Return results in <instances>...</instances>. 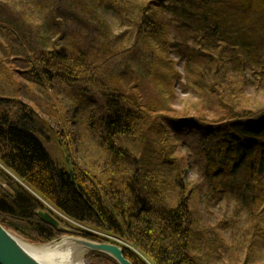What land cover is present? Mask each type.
<instances>
[{"label": "trees", "instance_id": "obj_1", "mask_svg": "<svg viewBox=\"0 0 264 264\" xmlns=\"http://www.w3.org/2000/svg\"><path fill=\"white\" fill-rule=\"evenodd\" d=\"M59 1L19 0L17 14L24 7L43 18L32 26L0 15V72L16 92L19 74L47 96L66 95L74 112L84 109L80 122L89 134L80 144L93 159L73 164L74 182L45 146L49 136L30 108L15 101L12 109L14 100L1 97L0 223L34 242H53L61 234L37 213L66 221L52 204L86 227L77 228L83 237L123 246L133 264H210L195 252L202 247L193 239L192 165L207 199L233 203L248 215L253 237L264 240V107L228 105L225 93L234 95L248 70H264V0ZM58 5L67 17H57ZM116 13L114 21L132 34L114 32L109 16ZM173 54L184 59V82ZM177 83L210 104L209 114L173 115ZM61 110L55 117L66 129ZM182 136L196 143L188 166Z\"/></svg>", "mask_w": 264, "mask_h": 264}, {"label": "rangeland", "instance_id": "obj_2", "mask_svg": "<svg viewBox=\"0 0 264 264\" xmlns=\"http://www.w3.org/2000/svg\"><path fill=\"white\" fill-rule=\"evenodd\" d=\"M55 1L57 3H62V1L59 0ZM138 1L139 0H132V4H135ZM7 4L8 3L0 0V15H2V18L4 19L10 18V21L18 19L20 24L24 22L29 26L36 25L40 23V20L43 19H40L37 13L33 11L31 12L29 9L24 7L21 16L17 14V11L20 7L19 0L16 2V6H13L12 4L8 6ZM56 12H58L57 17H60L61 15L67 17V15H69L68 10L66 7L64 8L63 5H58ZM129 17H131V15H127L128 19ZM110 18L112 21H114L119 19L120 16L118 13H116L113 15V17L109 16V19ZM114 22L116 23V25H113L114 32L118 33L123 30L132 34L131 27H119V22ZM130 34H128V37L126 36L125 39H129ZM177 37L178 36H175V41H177ZM171 58H173L175 62L178 63L177 70L183 74L181 81L184 82V59L178 58L177 54H173ZM13 60L14 59L11 61ZM18 63L19 62L13 61L11 64L14 65L15 68L23 70L21 66L16 67V65H20ZM3 68L10 73L6 67ZM8 78L9 75L5 74L3 71L0 72V98L4 97L14 100L11 101L12 109L17 106L16 102H20L21 104L27 105L30 108L38 120L45 126L46 134H48L49 139L46 140L45 138L44 143L54 159L61 162V164L66 167L68 171L72 169L74 171L73 164L76 161L83 164V161L90 162L93 159V155L86 152L84 150L83 144H80L83 139L82 133L89 134L86 126L81 125L82 122H80L81 119H83L82 113H84V109L82 110L80 108L79 112H74V107H72L71 104L68 105L71 100L70 98L68 99L66 95L62 93L58 94L55 90L54 92L50 90L51 93H55L57 95V98L51 94L47 96L36 85L20 78L19 74L13 76L15 81H20V88L16 92ZM25 85H27V87H24ZM234 85L238 89L236 92L237 94L235 93L233 95L229 89L225 91V93L231 97L227 102L228 105L237 104L243 108L247 107L254 110L264 107V70L259 69L256 70V72L248 70L247 73H245L242 83L240 85ZM45 92L48 93L49 91ZM220 93L223 94L224 90H220ZM173 96L174 97L171 100V107L175 111V113L173 112V115H176L178 118L185 115L191 116L199 114L206 116L209 114L208 111H206V107L210 104L198 99L197 96L193 94L191 86H183L181 83H177V87L173 93ZM93 101H95V99L91 97L89 102L91 103ZM86 105L90 106L89 103H86ZM212 106L213 105H211V107ZM60 107L63 108L61 111L63 112L64 116H66L70 121L69 124H67L66 129H62L59 126L60 119L55 117V114ZM180 139L183 140V143L182 141H178V144L180 145V158L182 159V162L188 166V164H192L191 148L193 145H196L195 139L190 137L188 139V143H184L183 136ZM0 169L4 170L1 164ZM186 173L187 181L189 182L192 189L191 206L193 209V228L195 229L193 238L194 245L196 242H198L197 245L201 244L202 247L195 251L196 255L202 257V261L205 263L210 264H264V240L257 236L253 237V226L248 219V215L243 212L238 213L235 210L234 204L226 201L223 198H221L219 201H209L206 197V183H204V181L198 176L197 172H195V168L191 165V167H188ZM3 182L4 181L2 180L0 172V183ZM49 205L55 209L52 204ZM60 222L68 227L71 231L69 234H67L64 232L60 233L55 229L61 235L52 243L48 242L40 244L32 241L31 238L29 239L27 235H24L20 232L18 233L12 229L11 230L16 236L20 237L30 246L32 245L41 248L42 246H48L54 242L61 241L64 235L85 238L80 234V231L77 230V228L81 229L83 227L78 225L72 227V225L69 224L71 223L69 221L60 220ZM89 252L92 251H86L85 254L86 264H110L109 262L112 263L113 260H115L111 256L105 254L110 259H103V261H100L99 259L90 255Z\"/></svg>", "mask_w": 264, "mask_h": 264}, {"label": "water", "instance_id": "obj_3", "mask_svg": "<svg viewBox=\"0 0 264 264\" xmlns=\"http://www.w3.org/2000/svg\"><path fill=\"white\" fill-rule=\"evenodd\" d=\"M69 174L75 182L73 169L69 171ZM37 213L44 223L51 227L53 226L60 233L64 232L69 234L71 231L61 223L52 212L40 209ZM64 237L71 238L74 243L76 242L82 245L88 251L100 252L111 256L118 264H133V262L126 257L124 248L120 244L118 245L110 241L96 242L88 238L74 237L71 235H64ZM26 245L30 246L20 237L16 236L10 228H7L0 223V264H46L43 260L41 261L37 258Z\"/></svg>", "mask_w": 264, "mask_h": 264}, {"label": "bare ground", "instance_id": "obj_4", "mask_svg": "<svg viewBox=\"0 0 264 264\" xmlns=\"http://www.w3.org/2000/svg\"><path fill=\"white\" fill-rule=\"evenodd\" d=\"M52 209L54 212H56L61 218H64L66 221H69L73 224L75 223L76 225L83 227L79 223L75 221L73 222L66 215L62 214V212H59L54 208ZM83 228L85 229L86 227ZM95 233L103 235L101 232L98 231ZM109 237L113 238L111 236ZM122 244L127 245L123 242ZM28 249L32 251V253L37 258H39L41 261L43 260L46 264H86L85 254L86 251H88L82 245L76 242L74 243L71 238H67V237H64L61 241L54 242L53 244H50L48 246H42V248L37 246H28Z\"/></svg>", "mask_w": 264, "mask_h": 264}]
</instances>
